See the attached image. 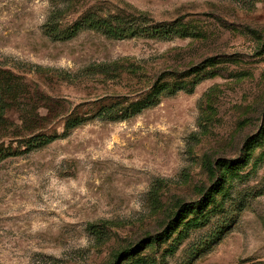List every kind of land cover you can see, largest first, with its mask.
<instances>
[{
	"label": "rangeland",
	"instance_id": "374dc122",
	"mask_svg": "<svg viewBox=\"0 0 264 264\" xmlns=\"http://www.w3.org/2000/svg\"><path fill=\"white\" fill-rule=\"evenodd\" d=\"M0 264H264V0H0Z\"/></svg>",
	"mask_w": 264,
	"mask_h": 264
},
{
	"label": "trees",
	"instance_id": "16d2710c",
	"mask_svg": "<svg viewBox=\"0 0 264 264\" xmlns=\"http://www.w3.org/2000/svg\"><path fill=\"white\" fill-rule=\"evenodd\" d=\"M84 27H89L92 29H96L98 31H102L103 33L107 34L110 37L115 38H123L125 36H133L137 32H139L138 27H133L132 25H126V22L120 20L119 18H96V17H87L83 19L81 22L76 23L69 29V35L75 34L78 30ZM173 29L167 27H156L153 29H149L147 32L153 35L162 37V36H171L173 35ZM157 32V33H156ZM135 248L126 249L122 256H126L131 254V252L135 251ZM121 257V258H122Z\"/></svg>",
	"mask_w": 264,
	"mask_h": 264
}]
</instances>
